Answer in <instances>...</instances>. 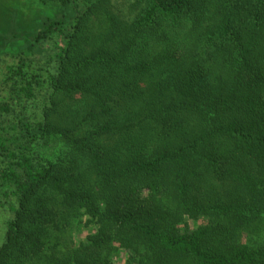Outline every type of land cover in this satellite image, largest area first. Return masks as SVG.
<instances>
[{
	"label": "trees",
	"instance_id": "16d2710c",
	"mask_svg": "<svg viewBox=\"0 0 264 264\" xmlns=\"http://www.w3.org/2000/svg\"><path fill=\"white\" fill-rule=\"evenodd\" d=\"M4 212L0 264H264V0H0Z\"/></svg>",
	"mask_w": 264,
	"mask_h": 264
},
{
	"label": "rangeland",
	"instance_id": "374dc122",
	"mask_svg": "<svg viewBox=\"0 0 264 264\" xmlns=\"http://www.w3.org/2000/svg\"><path fill=\"white\" fill-rule=\"evenodd\" d=\"M116 3L118 4V6L121 8V10H127L128 9V6L129 4L132 2V0H115ZM160 78V75L159 73H153V74H148V77L146 79L150 80V83L151 84H154L156 83V81H158ZM8 213L4 212V213H1V216H0V237H2V232L4 231V227H5V221H6V218L8 216Z\"/></svg>",
	"mask_w": 264,
	"mask_h": 264
}]
</instances>
